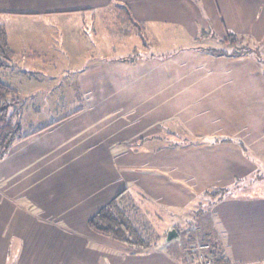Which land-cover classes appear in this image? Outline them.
Masks as SVG:
<instances>
[{
	"label": "crops",
	"instance_id": "1",
	"mask_svg": "<svg viewBox=\"0 0 264 264\" xmlns=\"http://www.w3.org/2000/svg\"><path fill=\"white\" fill-rule=\"evenodd\" d=\"M116 7L136 24L131 35L173 29L192 45L137 63L89 61L73 80L75 109L12 145L0 160V264H189L194 243L223 264H264V72L249 57L194 51L201 30L263 46L264 0H0V27L14 54L9 20L114 18ZM21 56L39 65L38 45ZM41 80L26 76L13 87L39 92ZM218 189L229 196L211 203L205 194ZM123 191L153 231L149 250L88 226ZM194 211L204 220L175 240L182 229L173 218Z\"/></svg>",
	"mask_w": 264,
	"mask_h": 264
},
{
	"label": "rangeland",
	"instance_id": "2",
	"mask_svg": "<svg viewBox=\"0 0 264 264\" xmlns=\"http://www.w3.org/2000/svg\"><path fill=\"white\" fill-rule=\"evenodd\" d=\"M5 27L15 53L9 62L12 71L4 72L10 75L9 78L7 75H0V81L15 89V81L20 82L26 76L42 79L38 84L41 88L39 92H25L24 84L18 88L23 93L18 96H23H19L21 104L17 107L18 115L15 119H18L23 134L48 125L75 109L78 93L73 80L82 66L89 61L124 57H162L173 53L176 48L192 45L191 41L181 38L173 29L161 35H146L145 40H141L131 35L130 30H122L123 27L117 26L109 11L68 18L48 17L15 22L9 20ZM27 45H38L41 55L39 65L32 66L21 56ZM259 57L264 71V45L259 48ZM13 78L15 88L8 82ZM171 143H174V140ZM145 206L144 209H149ZM148 212L151 214V219L148 216V220L157 228V232L161 231L163 224L152 216V211ZM199 216L201 214L196 215L194 211L180 219L174 217L173 224L182 229L175 240L184 241L188 231L192 230L191 227L197 230L196 221ZM202 219L204 220V216ZM183 221L187 223L184 224Z\"/></svg>",
	"mask_w": 264,
	"mask_h": 264
},
{
	"label": "trees",
	"instance_id": "3",
	"mask_svg": "<svg viewBox=\"0 0 264 264\" xmlns=\"http://www.w3.org/2000/svg\"><path fill=\"white\" fill-rule=\"evenodd\" d=\"M114 12H116L114 21L117 26L129 30L133 27L131 23L136 25L134 22H131L132 18L126 8L116 7L114 8ZM127 15L130 17V21L125 18ZM134 32L141 40H145L146 35L143 27H139ZM194 41V51L205 52L215 57H249L254 59L260 69H262L260 65L261 59L259 57L260 44L249 36L226 30L223 37L214 38L212 34H206V32L201 30ZM11 57L12 52L8 44L7 34L4 28L0 27L1 77L5 71L10 69L9 62L12 61ZM140 58L124 57L119 59V61L127 63L143 62ZM150 59L151 57L144 61ZM1 77L0 79H2ZM18 94L17 90L0 81V160L7 154L13 144L44 129H37L27 134L21 133L20 123L18 119H15V116L18 115V106L21 104ZM67 116L68 114H64L61 118ZM184 142L185 140L183 139L181 143L184 144ZM174 143L171 145H181ZM227 190L228 189H218L205 195H208L212 203L228 197ZM197 213H202V210H198ZM88 226L94 233L123 242L131 249L149 250L156 244L153 242L154 234L144 214L140 211L138 206L133 203L126 191L119 193L107 206L98 211L89 220ZM174 229L178 232L179 227L176 226ZM214 246L215 245H212V247ZM215 251L216 250L213 249L212 254L215 257L213 264H223L222 258L217 256ZM191 263L192 262H189V264Z\"/></svg>",
	"mask_w": 264,
	"mask_h": 264
},
{
	"label": "built area",
	"instance_id": "4",
	"mask_svg": "<svg viewBox=\"0 0 264 264\" xmlns=\"http://www.w3.org/2000/svg\"><path fill=\"white\" fill-rule=\"evenodd\" d=\"M204 249L208 250L209 246L200 243H194L192 250L189 251V261L194 262L195 264H213L215 261L214 255L210 253H204Z\"/></svg>",
	"mask_w": 264,
	"mask_h": 264
},
{
	"label": "water",
	"instance_id": "5",
	"mask_svg": "<svg viewBox=\"0 0 264 264\" xmlns=\"http://www.w3.org/2000/svg\"><path fill=\"white\" fill-rule=\"evenodd\" d=\"M176 237H177V232L175 231V229H172V230H170V231H168L166 233L165 241L164 242L165 243L170 242L171 240H173Z\"/></svg>",
	"mask_w": 264,
	"mask_h": 264
}]
</instances>
